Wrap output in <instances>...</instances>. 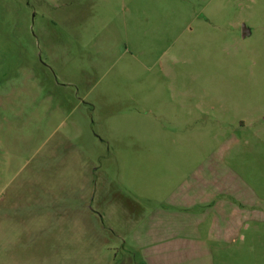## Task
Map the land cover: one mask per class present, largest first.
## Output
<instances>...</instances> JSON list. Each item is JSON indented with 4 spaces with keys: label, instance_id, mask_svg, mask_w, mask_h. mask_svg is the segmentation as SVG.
I'll list each match as a JSON object with an SVG mask.
<instances>
[{
    "label": "rangeland",
    "instance_id": "1",
    "mask_svg": "<svg viewBox=\"0 0 264 264\" xmlns=\"http://www.w3.org/2000/svg\"><path fill=\"white\" fill-rule=\"evenodd\" d=\"M153 223L264 264V0H0V264H118Z\"/></svg>",
    "mask_w": 264,
    "mask_h": 264
},
{
    "label": "crops",
    "instance_id": "2",
    "mask_svg": "<svg viewBox=\"0 0 264 264\" xmlns=\"http://www.w3.org/2000/svg\"><path fill=\"white\" fill-rule=\"evenodd\" d=\"M163 229L156 230L153 223L151 229L146 231L148 246L141 253L142 257L135 254L133 258L126 257L118 264H189L188 259L198 260V255L202 258V248L196 241H178L174 244L170 241V232H166L165 227Z\"/></svg>",
    "mask_w": 264,
    "mask_h": 264
},
{
    "label": "water",
    "instance_id": "3",
    "mask_svg": "<svg viewBox=\"0 0 264 264\" xmlns=\"http://www.w3.org/2000/svg\"><path fill=\"white\" fill-rule=\"evenodd\" d=\"M242 30H243V36H245L246 35V32L248 30L247 27L245 25H243Z\"/></svg>",
    "mask_w": 264,
    "mask_h": 264
}]
</instances>
